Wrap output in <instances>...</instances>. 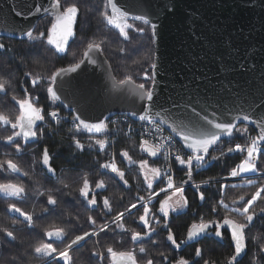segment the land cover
<instances>
[{"label": "snow or ice", "instance_id": "6c2138e0", "mask_svg": "<svg viewBox=\"0 0 264 264\" xmlns=\"http://www.w3.org/2000/svg\"><path fill=\"white\" fill-rule=\"evenodd\" d=\"M89 10L96 12L97 32L104 35L82 41L79 59L73 53L74 59L66 67H54L44 73L24 71L19 90L10 80L0 77V98L8 97L11 108L0 110V149L5 157L0 159V173L4 174L0 180V198L9 201L7 214H14H6L11 227H0V253L5 246L13 247L20 240L17 232L23 230L35 238L25 254L36 264H75L72 253L89 241H92L90 264H201V261L214 264L205 258L202 247H195L190 259L180 254L184 247L212 237L217 241L228 240L230 254L226 264H240L249 254L248 231L258 217L264 220V206H260L264 202V87L251 102L245 98L248 94L243 87L239 91L229 87L227 93L233 98L230 104H221L218 98L207 94L201 97L196 91L193 92L196 99L190 96L165 107L156 91L155 53L150 50L144 62L133 60L117 80L112 64L116 57L109 51L115 43L113 51L126 61L131 54L129 45L133 48L142 45L145 37L149 43L156 44L158 24L148 13L130 10L120 0H99L96 9ZM14 11L22 21L32 17H43L46 21L43 29H37L35 24L21 26L20 45L28 49L41 46L54 57L59 54L58 58H63L76 42L77 25L82 23L78 0H33L26 11ZM108 33L115 36V41ZM14 52L15 49L0 42V56ZM20 62L25 64L23 56ZM84 65L98 69L111 81L110 97L124 100L122 121L103 114L89 118L80 107L72 108L67 115L61 114L64 108H71L64 103L65 93L75 79L74 74H79ZM243 67L251 71L255 65ZM41 90L45 93L43 103L38 95ZM68 121L71 155L76 156L87 147L98 148L97 157L104 158L101 162L94 157L98 178L93 181L84 174L74 190H69L71 186L57 176L54 153L46 143H41L47 136L58 134V126ZM118 123L124 126L113 127ZM121 133L129 139L137 138L135 148L141 154L139 159L127 149H122L118 156L107 152L108 145L115 142L113 137ZM85 135L87 144L80 139ZM32 145L36 148L31 149ZM29 149L33 158L31 171L16 162ZM161 157L164 164L159 163ZM123 165L136 170L137 195L122 210L114 211L111 200L103 192L107 190L106 179L118 180L130 188ZM214 167H220L221 171L195 182V175ZM176 172L182 173L179 182ZM37 173L47 181L59 179L62 187L54 191L60 195H55L53 189H45L39 181L30 190L20 179L32 180ZM189 187L194 190L191 200ZM208 189H215L210 208L206 212L193 209L192 203L197 198L200 201L197 208L205 207ZM230 192L240 194L230 196ZM66 196H72L76 205L88 213L85 222L79 228L69 227L70 221L41 227L38 221L55 214ZM32 197L39 201L41 215L35 209L25 211L20 206ZM97 209L99 215L94 214ZM62 211L72 217L71 212ZM189 211L191 223L186 225L184 238L178 239L171 227L170 214L176 213L178 217L188 215ZM72 218L80 223L79 214ZM129 218L135 227H128ZM17 225L22 227L18 229ZM38 227L40 232L36 231ZM109 240L112 242L107 243ZM252 242L255 252L251 264H264V242L256 237H252ZM117 245L130 246L117 248Z\"/></svg>", "mask_w": 264, "mask_h": 264}, {"label": "water", "instance_id": "95a60500", "mask_svg": "<svg viewBox=\"0 0 264 264\" xmlns=\"http://www.w3.org/2000/svg\"><path fill=\"white\" fill-rule=\"evenodd\" d=\"M31 3L0 0V38L19 41L21 26H37L44 19L22 21L15 16L14 10L26 11ZM120 4L148 13L158 24L153 45L156 91L165 107L190 96L196 99V91L201 97L207 94L230 104L229 87L236 91L243 87L249 102L258 98L264 87V0H120ZM253 64L251 71L243 67ZM78 73L65 93L64 103L71 105L65 111L80 107L89 118L123 115L124 100L109 96L111 81L87 65Z\"/></svg>", "mask_w": 264, "mask_h": 264}, {"label": "trees", "instance_id": "16d2710c", "mask_svg": "<svg viewBox=\"0 0 264 264\" xmlns=\"http://www.w3.org/2000/svg\"><path fill=\"white\" fill-rule=\"evenodd\" d=\"M81 7V16L80 19L82 21L81 24L77 25V37L76 42L72 43L71 47L64 54L63 58L54 57L52 52H47L41 46H35L30 49L26 48L24 45H20L18 41L12 40L8 43L9 47L15 49L14 53L7 54L5 56H0V77L10 80V83L14 88L19 90V82L23 79V72L26 70H32L33 72H46V70L50 71L54 67L67 66L69 62H71L74 57L73 53L76 54L75 59H79L80 53L82 52V41H86L88 39H92L93 36L97 38L104 35V33L97 32V16L95 11H90L89 9H96L99 4V0H78ZM46 25V21L44 19L40 20L37 23V29H43ZM109 38L115 41V36L112 33L107 34ZM135 43V42H133ZM116 44L113 43L111 49H109L111 55L116 57L113 59V75L119 80L122 78L125 73V69L131 65L133 60H141L144 62L143 58L147 53L154 52L153 44L149 43L147 37L144 38V42L142 45H136L133 48L132 45H129L131 49V54L127 57V60H121L118 58V53L113 51L115 49ZM53 51V50H52ZM54 52V51H53ZM20 56L25 58V64H21ZM138 67V66H132ZM38 95L41 98V102L43 103L45 100V93L41 90L38 92ZM8 97L0 98V110L10 111V105L7 103ZM62 115H67L68 112L65 109L62 110ZM68 124L70 121L65 122L58 126L57 132L58 134L50 135L46 137V141L41 142L43 144H47L49 146L50 151L54 153V166L57 169V176L60 177L64 183H68L71 187L69 190H74L78 188L80 177L84 174H88L90 180H95L98 178L97 170L98 165H96L94 157L101 159V162L104 158L97 157V149H88L80 153L78 152L76 156L71 155V149L69 148V144L71 143L69 134H68ZM82 142L87 144L86 135L80 137ZM114 144L112 146L107 147V152L109 154L115 153L119 154L122 149H127L134 156V158L139 159L141 154L139 153V149L135 148L136 141L134 139H129L121 133L119 136L114 138ZM36 145H32L31 149H35ZM31 149L25 153L20 159L16 162L21 165L25 170L31 171L33 168L32 163V155ZM4 150L0 149V159H4ZM229 164L232 163L231 160L228 161ZM126 171V178L129 180L130 188H125L124 185L118 180L116 181H107L106 177H101L106 179L107 190L103 192L104 196H107L114 207V211L122 210V206L130 202V200L137 195L136 188V170L129 168L126 165H123ZM61 169H64V172H61ZM220 167L210 168L209 170L202 172L200 175H195L194 179L196 183H200L201 180L207 179L210 175H215L220 172ZM4 178V174L0 173V180ZM182 176L178 177L177 182H179ZM21 180L26 182L28 186H30V190L34 189L36 185V181L41 182L45 189H53L55 195L59 196L60 193H56L54 191L57 187H62L59 179L47 181L44 180L43 177L37 173V175L29 180L27 177H21ZM142 180V177L140 178ZM203 187V186H202ZM68 191V190H64ZM193 189L188 188V196L191 200ZM215 189H208L207 196L209 197L208 203L205 205L203 209H198L197 206L200 204L198 198L192 203V208L196 209L200 212H206L208 208L211 206L212 199L214 198ZM239 192H230V196L239 195ZM123 197V199H121ZM43 199V198H42ZM64 203L61 205L59 209H57L56 213L47 216L46 219L38 221V224L41 227H45L51 223H69V227L75 225L76 228H79L81 224H83L86 220V216L88 213L84 212L79 205H76L75 200L72 196L62 197ZM9 201L5 198H0V227H11V219L6 218L7 214V203ZM25 209V211H33L35 209L37 215H41L39 212V201H36L34 197L26 200L23 204L20 205ZM260 206H264V202H261ZM63 210L72 213V217L77 214L80 215L81 220L78 224L77 221L69 216L64 215ZM99 209L94 213L95 215H99ZM14 214H7V216H12ZM192 216V212L189 211L188 215H171V227L173 228L178 239H183L186 235V225L191 223L190 217ZM22 226L17 225V228H21ZM128 227H135L131 218L128 219ZM37 232L41 231V228L36 229ZM159 231V230H158ZM42 234V233H41ZM18 237L20 240L11 248L5 246L4 251L0 253V264H36L35 261L30 260L29 256L25 254V250L29 248V245L34 242V237L30 235L26 231H18ZM249 237V254L241 260L240 264H251L252 253L255 252V248L252 247V237H256L260 242H264V220L259 217L254 221V224L251 226L248 231ZM160 239H163V234ZM109 240L107 243H111ZM130 245H117V248L129 247ZM195 247H202L204 249V256L206 259H209L214 262V264H226L227 257L230 254L229 242L227 239L223 241H217L212 237L207 238L201 244H193L192 247H184L181 251V255L185 258H191L194 256ZM92 248V241H89L84 245L82 249H79L72 253L75 264H90V249ZM163 249V245H161ZM167 250V249H163ZM149 251H152V247L149 246ZM13 257H16V260H13ZM202 264V261H201Z\"/></svg>", "mask_w": 264, "mask_h": 264}, {"label": "built area", "instance_id": "2783aa9c", "mask_svg": "<svg viewBox=\"0 0 264 264\" xmlns=\"http://www.w3.org/2000/svg\"><path fill=\"white\" fill-rule=\"evenodd\" d=\"M123 120V115H116V116H113L111 117V120ZM124 125L118 123L117 125H114L113 127H116V128H120V127H123ZM254 135V133H252ZM116 136L113 137V139L115 138ZM132 139H134L136 142H137V138L136 137H133ZM113 143H110L109 146H112ZM159 163L160 164H164V159L163 157L160 158L159 160ZM182 176V173L180 172H176V175H175V178L178 180V177ZM187 187V186H186Z\"/></svg>", "mask_w": 264, "mask_h": 264}, {"label": "flooded vegetation", "instance_id": "af4514ba", "mask_svg": "<svg viewBox=\"0 0 264 264\" xmlns=\"http://www.w3.org/2000/svg\"><path fill=\"white\" fill-rule=\"evenodd\" d=\"M12 40L10 39H6V38H0V42L5 43L6 45H9L8 43H10Z\"/></svg>", "mask_w": 264, "mask_h": 264}, {"label": "rangeland", "instance_id": "374dc122", "mask_svg": "<svg viewBox=\"0 0 264 264\" xmlns=\"http://www.w3.org/2000/svg\"><path fill=\"white\" fill-rule=\"evenodd\" d=\"M171 215H176V213H172V214H170V216H171Z\"/></svg>", "mask_w": 264, "mask_h": 264}]
</instances>
